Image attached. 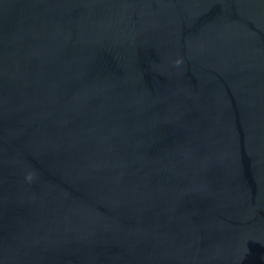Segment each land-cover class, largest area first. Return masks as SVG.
<instances>
[{
    "label": "water",
    "instance_id": "obj_1",
    "mask_svg": "<svg viewBox=\"0 0 264 264\" xmlns=\"http://www.w3.org/2000/svg\"><path fill=\"white\" fill-rule=\"evenodd\" d=\"M0 264H264V0H0Z\"/></svg>",
    "mask_w": 264,
    "mask_h": 264
}]
</instances>
